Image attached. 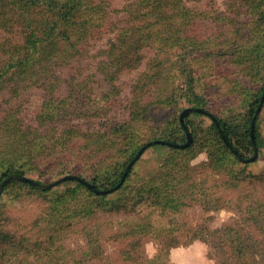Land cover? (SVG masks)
<instances>
[{
  "label": "trees",
  "instance_id": "trees-1",
  "mask_svg": "<svg viewBox=\"0 0 264 264\" xmlns=\"http://www.w3.org/2000/svg\"><path fill=\"white\" fill-rule=\"evenodd\" d=\"M200 1L203 0H134L123 8L124 15L114 22L112 14L121 11H112L111 0H0V28L12 33L14 25L21 30L18 42L4 40L3 37L0 39V187L9 180L1 196L14 186L45 196L50 199V220L58 221L53 228L50 227L53 222L50 223L49 220H43L39 224L41 237L48 234L45 242H33L27 234L18 235L5 231L0 222V257L5 258L7 263H31L34 260L32 254L39 256V252L42 253L41 260L53 258L49 252L63 231L70 228L67 224L73 225L75 220L80 222L100 213H108L104 211L106 206L111 208L109 213L122 208L120 198L108 199L110 194H96L78 181H69L76 186L66 188L69 191L66 195L60 194L58 189L65 182L43 190L13 177H31L33 174L39 177L48 174L63 176L76 171L72 167L81 161L91 159L94 162V158L99 159L101 155L114 152L116 156L124 153V157L129 158L128 161L107 165L109 168L96 173L91 182L74 175L96 185L98 189L96 183H101L103 189H99L100 191L115 188L142 147L155 141L178 145L187 142L186 132L180 122L181 114L172 121L150 126L148 142L143 145L133 144L127 149L123 144L114 142L119 137L125 141L133 139L131 135L135 133L139 122L146 121V115L154 106L170 107L172 102H178L186 94L192 93L195 96L194 109L205 110L218 121L217 125L207 115L194 112L195 115L209 118L210 125L202 126L196 120H189L188 114L184 122L193 136L191 146L176 148L165 144L148 147L168 148L171 153L167 158L169 165L176 158L187 161V154L193 148H207V144L214 147L209 156L217 172H224L227 155L232 157L234 164L258 162L259 156L254 162L247 163L244 160H249L254 155L251 122L264 94V0H240L247 9L248 21L244 23V27L249 36L244 42L239 41L238 45L237 41L241 36L238 31L235 38H226L224 42L216 43L218 48L225 45L228 51L215 49L213 43L197 35L196 22L209 19L210 16L190 6ZM207 2L213 4V0ZM215 21L222 22L220 15ZM115 33L114 42L107 49L92 55L95 42ZM145 48H153L156 57L133 87L139 95V99L133 101L135 112H131L130 118L125 122L115 123L107 132H84L80 126L81 121L107 119V107L101 103H109L112 93L105 91L106 95H101L99 99L102 101H93V105L86 103L81 96L89 99L92 93L96 94L95 89L108 87L113 92L122 74L134 71L141 65V52ZM218 52L234 59L233 63L255 82L254 88L245 87L240 82L235 84L233 91L241 97L243 105L238 108L240 112L234 108L230 113L227 109L214 112L216 107L211 100L205 94H196L198 72L194 62H199L202 58L212 59ZM92 58L99 61L91 69L87 61ZM63 71H68L71 79L79 86L73 92H67L68 98L62 93L63 85L59 82L62 81ZM151 82L153 88H156L153 93L156 98L148 102L146 98L151 93ZM83 85L87 90L82 89ZM34 86H40L43 104L35 123L30 125L24 115L29 102L28 92ZM230 94H233L231 90ZM97 98L96 95L95 99ZM263 107L264 104L262 110ZM259 116L256 121L255 140L259 153H262L264 138L258 130ZM97 162L100 165L105 163L104 159ZM231 164L227 165L229 169L226 172L228 170V175L237 179L241 172H234ZM50 169L53 170L48 173ZM132 170L116 191H122L119 195L121 198L128 196L123 188L131 180ZM171 170H175V167H171ZM172 176L175 177L176 174ZM33 181L42 184L39 180ZM158 182L160 174L149 182L139 181L134 188L137 194L130 196L133 205H139L147 199L151 202L149 196H159ZM74 194L83 196L86 202L73 203ZM153 205L160 204L154 202ZM250 214H254V221L255 215L264 217V210L255 209ZM135 234L136 229L132 228L130 234L125 236ZM122 236L125 237L124 234ZM258 243L257 240L232 237V240L222 244V248H226L228 252L227 263L238 259L234 264H249L248 258L257 255L260 247ZM43 244H46V248ZM219 246L212 247L219 249ZM132 247L137 248V245L133 243ZM22 251L24 256L21 262L19 259ZM27 251H30L29 255L26 254ZM261 260L256 264H261ZM3 262L5 260L0 259V264ZM152 263L153 261L148 262Z\"/></svg>",
  "mask_w": 264,
  "mask_h": 264
},
{
  "label": "rangeland",
  "instance_id": "rangeland-1",
  "mask_svg": "<svg viewBox=\"0 0 264 264\" xmlns=\"http://www.w3.org/2000/svg\"><path fill=\"white\" fill-rule=\"evenodd\" d=\"M132 1L134 0H111L112 11H121L112 14L114 22L124 15L123 8ZM190 6L210 15L209 19L196 22L197 35L213 43L216 46L215 49L226 51L225 45L218 48L216 43L224 42L226 38H235L238 31L241 33L240 40L237 41L238 45L239 41L244 42L248 39V31L244 27V23L248 21L247 9L240 0H213V4L203 0L192 3ZM219 15L222 22L215 21ZM14 27L13 25L12 33L0 28V39L2 40L3 37L4 40L11 39L14 43L18 42L21 38V30ZM115 37L116 33L109 34L103 40L95 42L92 46V55L95 56L107 49L114 42ZM141 53L143 57L141 65L134 71L122 74L113 92L108 87L95 89L96 94L92 93L89 99L87 96H81L86 103L92 104L93 101L101 102L100 96L106 95V92L112 93V96H109L111 99L109 103H101L102 106L107 107V119L81 121L80 126L84 132H107L115 123L125 122L130 118V113L135 112L133 101L139 99V95L135 93L133 87L139 77L153 64L156 57L153 48H145ZM2 57L7 59L5 56ZM212 57V59H199V62L195 61L193 64L197 66L199 80L196 83V94H205L216 107L213 109L214 112L227 109L230 113L234 111L233 108L240 112L238 108L243 107L241 97L234 93L233 88L237 82L245 87L254 88L255 82L233 63L234 59H230L231 57L219 52ZM99 60L96 61L95 58L88 60L89 68L92 69ZM61 74L65 77V80L61 78L63 82L59 81L63 85L62 93L68 98L67 92H73L79 86L71 79L68 71H63ZM179 83L181 85L182 80ZM149 86L151 93L146 100L151 102L156 98L153 94L156 88H153L152 82ZM39 87L34 86L28 92L29 102L26 104L27 111L24 118L30 125L35 123V118L43 104L41 98L43 92ZM82 89L87 90V87L83 85ZM230 90L233 94H230ZM96 95L97 99H95ZM194 99L195 96L190 93L178 102H172L170 107L154 106L146 115V121L139 122L135 133L131 135L133 139L125 141L119 137L114 142L123 144L127 149L133 144L138 146L147 143L150 126L163 124L167 120L172 121L185 109L195 108ZM187 117L189 120H196L202 126L210 125L209 118L195 115L194 112ZM259 118L258 130L264 138V107ZM213 149L214 147L210 144H207V148L196 146L187 154V161L176 158L171 165L168 164L167 159L171 154L168 148L147 149L133 167L131 180L123 188L128 196L119 197L122 191H114L115 193L108 196V199H121L122 208L119 211L109 213L111 208L106 206L104 211L108 213H100L89 220L80 222L75 220L73 225L67 224L70 230L65 227L67 229L63 231L49 252L53 258L41 260L42 253L37 251L39 256L32 254L34 260L31 263L21 264H148L150 261H153L152 264H206L207 261H214V264H228L229 257L226 255L228 252L226 248H222V244L232 240L234 236L236 239H252L259 242L261 249L258 248L257 255L248 258L249 264L258 263L264 258V217L255 215L254 221L257 222L254 224V214L250 213L255 209L264 210V149L262 153H259L257 163L234 164L232 157L226 156L227 163H232L233 171L241 172L237 179L229 176L228 170L226 172V169H229L227 163L224 164V172L214 170V164L211 163L209 156ZM201 153L204 154V158L197 160ZM124 155L123 153L115 156L114 152H111L101 155L99 159L94 158V162L91 159L81 161L72 167L76 171L69 174L78 175L91 182L96 173L109 168L107 165L128 161L129 158ZM101 159L105 162L102 165L97 162ZM171 167H175V170H171ZM52 170L50 169L48 173ZM69 174L65 173L63 176L48 174L45 177L33 174L27 178L39 180L42 182L41 185H50ZM159 174V196H149L152 199L151 202L147 199L139 205H133L130 196L137 194L134 189L137 183L143 180L149 182ZM173 174L176 176L173 177ZM96 184L100 190L103 189L101 183ZM75 186L67 181L59 186V193L68 195L69 191L66 188ZM72 202L83 204L86 201L83 196L74 194ZM154 202L160 205L155 206ZM43 220L53 222L50 220V199L48 200L45 196L30 192L28 189H20L18 186L9 188L1 196L0 222L5 231L18 235L27 234L33 242L37 240L45 242L48 234L41 237V226H39ZM57 222L54 221L50 227L53 228ZM42 227L45 228V226ZM132 228L136 229V234L125 236L130 234ZM133 243L137 245V248L132 247ZM213 245H220L219 249L213 248ZM43 247L46 248V244H43ZM29 252L27 251L26 254L29 255ZM23 256L24 251L19 259L21 262ZM140 257L143 258L140 259ZM0 259L9 264L5 258L0 257ZM237 260L230 264L236 263Z\"/></svg>",
  "mask_w": 264,
  "mask_h": 264
},
{
  "label": "water",
  "instance_id": "water-1",
  "mask_svg": "<svg viewBox=\"0 0 264 264\" xmlns=\"http://www.w3.org/2000/svg\"><path fill=\"white\" fill-rule=\"evenodd\" d=\"M263 104H264V94H263V97H262L261 104H260L259 108L257 109L256 114H255V116H254V118H253V120L251 122V139H252V142L254 144V156L252 158H250L249 160H244L247 163L254 162L258 158V155H259V150H258V147L256 145V140H255V128H256V121H257L258 116L261 113ZM193 112L203 113V114L207 115L208 117H210L218 125L217 119L212 114H210L209 112H207L205 110L194 109V108L185 109L180 115V122H181V125H182L183 129L186 132L187 142L184 145H178V144L167 143L165 141H155V142L149 143L148 145L142 147L140 149V151L137 153V155L135 156V158L129 163V165L125 169L124 175H123L120 183L113 189H109L107 191H100L97 188L96 185H93V184L89 183L88 181H85V180L81 179L80 177L74 176V175H69V176L63 177V178L55 181L54 183H52L50 185H45V186L44 185H40L37 182H35V181H33V180H31V179H29L27 177L20 176V177H17V178L13 177V179H16L18 181L27 183V184H29L31 186H34V187H39L40 189L54 188V187H56V186H58V185H60V184H62L64 182H67V181H78V182L82 183L83 185H85L89 190L93 191L96 194H101V195L111 194L114 191H117L123 185V183L125 182L128 174L133 169L135 164L140 160L141 156L148 149V147H151L153 145H165V144L172 145V146H174L176 148H188L189 146H191L192 143H193V136H192L191 132L189 131V129L186 127L184 121H185V117L188 114H191ZM222 137L224 138V136H222ZM8 182H9V180L5 181L1 185V187H0V196H1L3 190H4V188H5V186L7 185Z\"/></svg>",
  "mask_w": 264,
  "mask_h": 264
},
{
  "label": "clouds",
  "instance_id": "clouds-1",
  "mask_svg": "<svg viewBox=\"0 0 264 264\" xmlns=\"http://www.w3.org/2000/svg\"><path fill=\"white\" fill-rule=\"evenodd\" d=\"M202 158H204V154L203 153H201L196 159L200 160ZM205 247H207V246H205ZM206 264H214V261H207Z\"/></svg>",
  "mask_w": 264,
  "mask_h": 264
}]
</instances>
